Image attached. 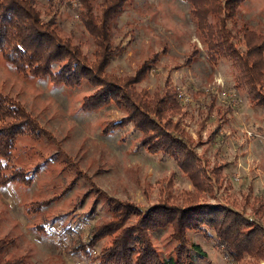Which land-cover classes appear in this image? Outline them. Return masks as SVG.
Here are the masks:
<instances>
[{
	"label": "rangeland",
	"instance_id": "374dc122",
	"mask_svg": "<svg viewBox=\"0 0 264 264\" xmlns=\"http://www.w3.org/2000/svg\"><path fill=\"white\" fill-rule=\"evenodd\" d=\"M114 1L32 0L49 24L39 30L57 38L52 70L77 69L68 83L21 72L0 53V94L28 122L4 168L24 181L0 186L4 255L18 264H103L102 252L138 228L133 209L208 202L237 217L254 249L230 256L212 229L193 226L184 250L196 242L204 255L192 264H264V105L234 87L231 61L206 48L186 0H126L112 12ZM235 19L264 32V0H244ZM75 51L81 66L70 60ZM114 87L145 101L171 97L173 111L151 115L158 126H178L197 156L192 164L149 150L122 97L109 94ZM140 227L157 256L183 250L170 224Z\"/></svg>",
	"mask_w": 264,
	"mask_h": 264
},
{
	"label": "trees",
	"instance_id": "16d2710c",
	"mask_svg": "<svg viewBox=\"0 0 264 264\" xmlns=\"http://www.w3.org/2000/svg\"><path fill=\"white\" fill-rule=\"evenodd\" d=\"M125 1L115 0L106 8L115 12L114 9H118ZM186 1L191 7L206 48L218 52L221 57L231 61L234 87H245L252 104L264 105V32L256 31L245 23H237L236 10L244 0ZM213 18L214 20H210ZM44 25L49 24L39 21L32 0H0V53L7 62L21 72L25 71L35 77L46 76L50 77V80L68 83V79L74 75L73 70L77 69L76 67L68 68L61 72L52 70L58 60V49H52L50 44L56 47L57 43L55 46L54 43L57 38L49 40L41 33L39 29ZM70 60L77 62V66L83 64L77 51ZM91 68L86 66L89 72ZM107 90L115 99H118V96L122 97L128 108L126 120L144 132L142 141L149 150L161 151L172 157L181 168H186L187 164L191 165V158H197L176 124L171 129L163 125L158 126L152 116H159L163 110L173 111L177 106L171 97L153 96L145 101L138 94L132 93L131 98L126 91L117 90V87ZM116 92L118 95L115 94ZM99 104L94 103L93 107ZM0 122H3L0 126V186L3 187L15 181H24L21 171L11 166L13 170L6 173L4 168H7L6 165L11 160L15 137L26 129L28 122L22 107L1 94ZM149 130L153 133H149ZM120 206L128 205L120 204ZM158 209H160L159 212L149 211L145 215H141L138 209H133L131 212L140 218L138 228L142 224L144 227L170 224L173 238L184 250L186 229L193 226L203 229V226H206L215 232L216 245L224 246L228 254L230 251V256L241 252H253L254 246L247 229L241 227L242 225L236 221L237 217L229 219L228 213L221 214L222 209L217 204L200 202L181 208L159 207ZM242 223L244 224L243 221ZM138 228L136 226L128 229L131 231L128 237L121 235L120 247H116V243L114 245L113 242L105 251L108 254L105 255V252H102L101 263L129 264L128 259L136 253V259L139 260L137 264H192L196 256L204 255L201 246L192 242L184 250L186 253L183 256L182 250L175 257L169 255L161 258L157 256L145 232L141 233L144 230H141V227ZM115 239L117 240L118 236ZM5 246L0 240V264H18L15 259L4 255ZM148 257L149 259H144Z\"/></svg>",
	"mask_w": 264,
	"mask_h": 264
},
{
	"label": "built area",
	"instance_id": "2783aa9c",
	"mask_svg": "<svg viewBox=\"0 0 264 264\" xmlns=\"http://www.w3.org/2000/svg\"><path fill=\"white\" fill-rule=\"evenodd\" d=\"M234 95H235L234 93H229V96L231 97L230 98V102H233L234 101V99H233Z\"/></svg>",
	"mask_w": 264,
	"mask_h": 264
}]
</instances>
